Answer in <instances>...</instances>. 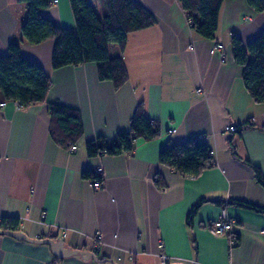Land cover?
I'll list each match as a JSON object with an SVG mask.
<instances>
[{
	"label": "crops",
	"instance_id": "0c3cea01",
	"mask_svg": "<svg viewBox=\"0 0 264 264\" xmlns=\"http://www.w3.org/2000/svg\"><path fill=\"white\" fill-rule=\"evenodd\" d=\"M57 1L43 15L74 28L71 1ZM89 1L101 10L100 0ZM138 1L157 23L128 35L123 87L101 81L93 63L55 69L50 39L21 49L52 78L46 101L0 108V217L17 219L19 231L33 239H62L67 247L93 251L100 262L57 257L49 245L0 233V264H165L161 252L167 264H264V214L231 203L264 209L258 179L264 180V130L226 131L245 121L264 126V104L246 91L231 45L233 33L247 43L264 32V11L247 0H225L211 40L190 27L177 0ZM13 2L0 0V57L9 52L16 26ZM52 102L81 112L84 135L75 151L52 139ZM140 102L161 135L138 139L130 155L89 156L87 141L130 131ZM199 136L213 149L214 166L192 178L161 164L165 146ZM99 168L104 182L97 190L82 174ZM200 199L206 201L189 218ZM223 211L236 221L234 248L228 235L210 231Z\"/></svg>",
	"mask_w": 264,
	"mask_h": 264
},
{
	"label": "trees",
	"instance_id": "16d2710c",
	"mask_svg": "<svg viewBox=\"0 0 264 264\" xmlns=\"http://www.w3.org/2000/svg\"><path fill=\"white\" fill-rule=\"evenodd\" d=\"M76 26H59L43 15L52 6V0H15L10 5L16 23L9 42V52L0 57V100L16 102L21 108L45 102L52 86L50 78L36 61L24 57V45H39L50 39L55 40L52 67L81 66L93 63L101 81H111L116 90L128 82L124 50L128 35L146 29L157 23L149 9L138 0H100L102 14L99 15L89 0H69ZM185 11L190 27L200 36L214 40L219 30L220 12L225 0H177ZM256 11H264V0H247ZM233 57L243 70L242 81L251 98L264 104V32L257 39L245 43L237 33L231 35ZM118 52L111 54V48ZM50 111V133L52 139L64 149L76 145L84 135L81 112L65 104L52 102ZM130 131H122L115 138L98 137L87 141L86 153L91 157L120 156L133 153L138 139L153 141L162 130L155 120L146 115L143 102L137 106L131 118ZM236 131L256 128L264 130L252 121L241 123ZM159 161L172 171L185 177L197 178L215 165L213 149L206 139L196 137L186 143L168 144L160 154ZM86 179H100L93 170L84 171ZM264 185V180L258 176ZM161 181V180H160ZM206 200L200 199L189 212L193 217ZM264 214V209L247 201L232 199L231 203ZM4 230L19 231L18 220L2 217ZM235 232V231H234ZM234 248L239 241L233 233Z\"/></svg>",
	"mask_w": 264,
	"mask_h": 264
},
{
	"label": "built area",
	"instance_id": "2783aa9c",
	"mask_svg": "<svg viewBox=\"0 0 264 264\" xmlns=\"http://www.w3.org/2000/svg\"><path fill=\"white\" fill-rule=\"evenodd\" d=\"M53 2L56 4L58 1L57 0H53ZM189 24H191V21L188 20ZM219 46V45H218ZM221 47V46H219ZM8 104V102L6 101H3L0 103V108H3L5 107L6 105ZM16 106L18 108H20V106L15 102ZM238 130V127L237 126H229L227 128V132L229 133H236V131ZM201 137L202 139H206L205 137L203 136H199ZM77 148V144L76 145H71V147L69 148L71 151H75ZM96 175H101L102 178L100 179H89L90 182H91V186H93L95 189L97 190H100V188L103 187V169L102 168H99L96 172ZM2 225V217H0V230H4L3 226ZM211 229L210 231L214 234V235H217V236H223V235H228L230 237V242L231 243H234L235 242V238L234 239H231V237H233V233H235V227H236V221L235 219H231L227 213H225L224 211L222 212V215L211 221ZM264 232V231H263ZM94 240L96 241L95 245H98L100 243V238L99 237H95ZM160 247H162V244H160ZM159 256L161 258V260H163V262L165 264L169 263V260L168 257L166 256L165 253H159Z\"/></svg>",
	"mask_w": 264,
	"mask_h": 264
},
{
	"label": "water",
	"instance_id": "95a60500",
	"mask_svg": "<svg viewBox=\"0 0 264 264\" xmlns=\"http://www.w3.org/2000/svg\"><path fill=\"white\" fill-rule=\"evenodd\" d=\"M0 233L3 235L9 236V237L16 238V239L28 240L32 243H42V244L49 245L51 247L52 253H54L57 257L66 258V257H70V255H78V256L82 255L83 258H86V259L94 258L95 260L99 261L97 259V255L95 252L93 251L91 252L89 250L78 249V248L67 247L65 242H63L62 239H58L57 241L51 238L33 239L29 237L26 233H22L21 231H12V230L0 231Z\"/></svg>",
	"mask_w": 264,
	"mask_h": 264
},
{
	"label": "rangeland",
	"instance_id": "374dc122",
	"mask_svg": "<svg viewBox=\"0 0 264 264\" xmlns=\"http://www.w3.org/2000/svg\"><path fill=\"white\" fill-rule=\"evenodd\" d=\"M96 10H97V12H98L99 15L102 14V12H101V10H99V8H97ZM111 54L114 55V54H113V50H111Z\"/></svg>",
	"mask_w": 264,
	"mask_h": 264
},
{
	"label": "flooded vegetation",
	"instance_id": "af4514ba",
	"mask_svg": "<svg viewBox=\"0 0 264 264\" xmlns=\"http://www.w3.org/2000/svg\"><path fill=\"white\" fill-rule=\"evenodd\" d=\"M0 231H3V230H0Z\"/></svg>",
	"mask_w": 264,
	"mask_h": 264
}]
</instances>
